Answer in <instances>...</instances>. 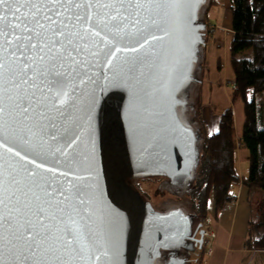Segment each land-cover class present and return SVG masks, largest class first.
Returning a JSON list of instances; mask_svg holds the SVG:
<instances>
[{
	"label": "water",
	"instance_id": "water-1",
	"mask_svg": "<svg viewBox=\"0 0 264 264\" xmlns=\"http://www.w3.org/2000/svg\"><path fill=\"white\" fill-rule=\"evenodd\" d=\"M209 2L82 0L74 7L45 0L33 7L21 0L22 7L0 8L7 24L40 18L43 28L30 27L45 42L57 39L53 30L61 22L68 24L66 33L74 34L68 48L79 49L72 52L79 63L58 54V69L70 75L57 95L39 77V70L52 63L48 49L20 48L15 40L34 33L24 32L21 24L16 33L0 38L5 65L0 81V215L5 217L0 264H160L164 253L170 254L168 264H189L180 254L193 252L195 217L178 208L157 210L132 181L159 177L174 182L199 167L202 135L186 112L191 86L200 82L196 67L207 45L201 13ZM17 7L19 21L13 16ZM77 15L84 19L77 21ZM25 61L31 79L16 88L27 78L21 74ZM24 95L34 101L28 119L17 107ZM41 111L51 119H42ZM76 136L80 139L70 144ZM41 177L64 195L54 194L49 239L33 255L16 244L7 221L20 216L12 194Z\"/></svg>",
	"mask_w": 264,
	"mask_h": 264
},
{
	"label": "trees",
	"instance_id": "trees-1",
	"mask_svg": "<svg viewBox=\"0 0 264 264\" xmlns=\"http://www.w3.org/2000/svg\"><path fill=\"white\" fill-rule=\"evenodd\" d=\"M216 4L215 0H210L206 14ZM230 12L229 52L234 71L232 100L243 104L241 145L250 154V168L248 177L241 179L234 164V113L228 109L219 117L217 132L202 133L200 182L194 194L199 208L201 206L202 217L208 215L211 195L219 211L235 200L234 192L242 184L250 190H264V0H230ZM157 178L168 190L171 186H184L188 179L171 184L166 178ZM246 246L250 250L264 251V217L250 223Z\"/></svg>",
	"mask_w": 264,
	"mask_h": 264
},
{
	"label": "snow or ice",
	"instance_id": "snow-or-ice-1",
	"mask_svg": "<svg viewBox=\"0 0 264 264\" xmlns=\"http://www.w3.org/2000/svg\"><path fill=\"white\" fill-rule=\"evenodd\" d=\"M45 0H23V3L31 4L33 7H37L39 4L44 3ZM48 2H58V3H67L71 4L74 7H80L82 0H48ZM20 3L21 7L23 3L21 0H0V8L6 4H14ZM39 11V9L37 8ZM8 11H12L11 8ZM20 12V7L15 8L13 12V16L16 20H20V17L16 15V13ZM44 19L50 20V16H45ZM84 19V17L77 15L76 20L80 21ZM7 21V16L0 11V38H7L10 35L16 33L17 29L21 28V24L23 25V31L34 33V35H28L27 37H23L22 35H16L15 40L19 41L18 47L20 48H27V49H37L39 48L40 52H44V49L47 48L48 52L51 53V56L48 57L52 63L46 68H42L39 70V77L42 78L41 82L46 84V87L49 91L57 90V95L60 94V90L66 86V81L70 73L65 71H60L57 67V57L62 60H68L70 57L73 59L75 63H79V61H75V58L72 56L73 51H79L77 48H73L69 50L68 46L73 45V40L69 38L70 35H74L72 33H66V29L68 28V24L61 22L62 27H58L53 30V34L57 39L47 40L45 42L41 39L40 32L35 31L34 28L30 27L31 24H34L37 28H43L44 25L41 23L40 18L33 16L32 20H28L25 17L24 21L21 23H17L15 25L5 23ZM58 37H64L63 40L58 39ZM35 39V42L33 40ZM83 39V37H81ZM27 41L24 43L23 41ZM5 42L11 43L10 40H6ZM50 45V46H49ZM59 45V48H57ZM54 48H57L56 51H53ZM63 49V51H60ZM66 53V54H65ZM46 55V54H45ZM45 55H40L39 59L41 61L45 60ZM31 67L27 61L23 62V68L21 69V74L23 77L20 80V83H15L16 77H12L13 83H15L16 88H20L21 85H26L29 83L31 79L28 76L27 69ZM59 68H64V64L60 63ZM5 65L4 63L0 62V81L3 80L4 76ZM75 71V69H72ZM25 93H27V89H25ZM34 95V94H33ZM64 96L67 97V93H64ZM65 101L64 99L60 100V103L63 104ZM34 101L32 97L28 95L21 96L19 98V102L17 103V107L20 108V115L25 116V119L29 117L25 114L29 113V110L32 109L35 111L33 107ZM0 112H3V108L0 107ZM63 115V113H61ZM39 116L42 119H51L47 117L43 111L39 113ZM55 127V124L52 125ZM55 138V137H53ZM76 139H80L79 136H76L75 139H72L71 143H75ZM30 176H35L34 173H29ZM15 183V181H13ZM2 184V182H0ZM73 187L79 192V188L75 185ZM19 195L13 193L12 195L15 196V203L19 205L16 207V211L20 214L19 219L13 218L12 220L7 221L10 225L12 230V237L16 244H19L20 247L25 251H30L32 254H35V250L39 249L46 240L49 239V229L50 225L48 223L50 217L55 218L52 213L48 211V208L51 207V200L54 198V194L59 192L60 195H64V192L61 190L59 186L53 187L52 183L46 178L34 179L31 182L30 186H26L22 189H17ZM64 199L67 200L68 197L65 195ZM3 199H0V205H3ZM6 206V205H5ZM62 211V210H61ZM13 220L15 221L13 223ZM5 223V217L0 215V227H3ZM3 239V236L0 235V240ZM11 242V241H10ZM70 242V241H69ZM16 244L13 246L15 247ZM25 260L29 259L28 256L24 257ZM99 259V257H97Z\"/></svg>",
	"mask_w": 264,
	"mask_h": 264
},
{
	"label": "rangeland",
	"instance_id": "rangeland-1",
	"mask_svg": "<svg viewBox=\"0 0 264 264\" xmlns=\"http://www.w3.org/2000/svg\"><path fill=\"white\" fill-rule=\"evenodd\" d=\"M215 2H217L216 6L209 9L208 14H206L208 4H205L204 10L201 13L202 20L206 21L207 24V45L203 48L201 60L196 67V74L199 76L200 85L196 83L191 86V89L193 88V90H195L193 93L191 92L190 98L191 106L194 104L198 106V104H200V109L198 110V108H196L197 110L192 114H186L191 121H194V126L198 131L200 130L201 135L202 133L204 134L205 131L203 130L200 118H202L207 125L208 130L206 129V132L209 134L211 132H217L218 117L228 109L233 110L236 128H238V115L243 113V104L240 101L233 102L232 100L234 81L231 80L232 76L234 78V71L229 52V43L232 36L228 15V10L230 8L229 1L215 0ZM222 82H225V88L223 89L220 87ZM219 112L223 113L219 114ZM201 145L202 140L200 142V147ZM198 172L199 170L197 169L192 176H195ZM132 182L144 199L157 207V210L178 208L188 212L197 220H200V223H202L205 218L213 220L208 215L203 217L200 216L203 214L201 213L202 209H200L201 206L199 208L197 200L194 199L195 201H190V206L182 203L180 199H182L185 193H182L183 191L181 190L180 192L177 191V187L175 186L169 190L165 186L162 187L163 181L158 178L135 179ZM211 197L213 196L211 195ZM170 204H176L181 207L179 208ZM260 216L261 218L264 217V213L262 212ZM260 219H258V221H260ZM194 229L195 228H193V231ZM215 240L216 238L214 239L213 246L215 245ZM213 246H211L212 249ZM189 256H191L190 253ZM210 257H208V259Z\"/></svg>",
	"mask_w": 264,
	"mask_h": 264
},
{
	"label": "crops",
	"instance_id": "crops-1",
	"mask_svg": "<svg viewBox=\"0 0 264 264\" xmlns=\"http://www.w3.org/2000/svg\"><path fill=\"white\" fill-rule=\"evenodd\" d=\"M228 1L230 5V0ZM228 15L231 25L230 8ZM231 81H234L233 76ZM224 84L225 82L221 83L222 89L225 88ZM196 108L199 110L200 104L191 106L192 111H196ZM223 112H219V114ZM201 119L203 130L206 132V129L208 130L207 125ZM237 126L238 128L234 123V164L240 178L244 179L248 177L250 168V154L241 145L244 110L238 115ZM234 196L235 200L226 203L219 211L216 209L215 199L213 197L209 199L208 216L213 219V231L216 234V240L212 256L208 259L207 264H264V251L250 250L246 246L250 223L258 221L261 218L260 214L264 213V190H250L242 184L234 192Z\"/></svg>",
	"mask_w": 264,
	"mask_h": 264
},
{
	"label": "built area",
	"instance_id": "built-area-1",
	"mask_svg": "<svg viewBox=\"0 0 264 264\" xmlns=\"http://www.w3.org/2000/svg\"><path fill=\"white\" fill-rule=\"evenodd\" d=\"M202 223H200V220L195 221V229L193 231L195 234L193 239H195L191 241L194 249L190 253L189 264H207L208 257L213 253L211 246H213L214 239L216 238L213 231V220L205 218Z\"/></svg>",
	"mask_w": 264,
	"mask_h": 264
},
{
	"label": "flooded vegetation",
	"instance_id": "flooded-vegetation-1",
	"mask_svg": "<svg viewBox=\"0 0 264 264\" xmlns=\"http://www.w3.org/2000/svg\"><path fill=\"white\" fill-rule=\"evenodd\" d=\"M196 106V105H195ZM194 112V110L192 111L191 110V104H190V107L188 108V110H187V112H186V114H192ZM199 182H200V173L198 172L195 176H191V177H189L185 182H184V186H182V187H179V188H176L177 189V191H179L180 192V190L181 191H183L182 193H185V194H183V197H182V199H180V201L182 202V203H184V204H186V205H189L190 206V201H195L194 200V194L197 192V190H198V184H199ZM173 182H171V184H172ZM135 185V184H134ZM178 187V186H177ZM171 188H174L173 186H171ZM175 189V190H176ZM173 206H176V207H181V206H178V205H176V204H173ZM191 207H193V206H191ZM154 208H157V207H155L154 206ZM198 218V217H197ZM199 219V218H198ZM195 221H197V219L195 218ZM193 236H195V234L193 233ZM192 236V237H193ZM193 239V238H192ZM195 239V238H194ZM193 239V240H194ZM201 241H202V239H201ZM199 243H200V241H199ZM191 246H192V242H191ZM192 249H194L193 248V246H192ZM164 258L159 262L160 264H168V257L170 256V254L169 253H164ZM180 257H188V259H189V256H187L186 254H184V253H182V254H180Z\"/></svg>",
	"mask_w": 264,
	"mask_h": 264
}]
</instances>
